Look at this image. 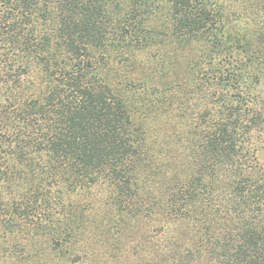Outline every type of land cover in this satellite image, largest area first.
Listing matches in <instances>:
<instances>
[{"label":"trees","instance_id":"trees-1","mask_svg":"<svg viewBox=\"0 0 264 264\" xmlns=\"http://www.w3.org/2000/svg\"><path fill=\"white\" fill-rule=\"evenodd\" d=\"M262 131L264 0H0V264H264Z\"/></svg>","mask_w":264,"mask_h":264},{"label":"rangeland","instance_id":"rangeland-1","mask_svg":"<svg viewBox=\"0 0 264 264\" xmlns=\"http://www.w3.org/2000/svg\"><path fill=\"white\" fill-rule=\"evenodd\" d=\"M252 143H253V146L256 145L259 148V152L257 153L258 155L257 162L260 165H262V167L264 168V131H262V134L258 137H255V134H254V136L252 137Z\"/></svg>","mask_w":264,"mask_h":264}]
</instances>
